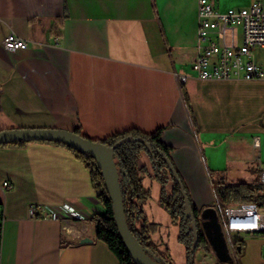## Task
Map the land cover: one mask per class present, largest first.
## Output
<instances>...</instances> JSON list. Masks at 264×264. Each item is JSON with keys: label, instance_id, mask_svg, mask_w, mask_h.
<instances>
[{"label": "crops", "instance_id": "obj_1", "mask_svg": "<svg viewBox=\"0 0 264 264\" xmlns=\"http://www.w3.org/2000/svg\"><path fill=\"white\" fill-rule=\"evenodd\" d=\"M198 3L0 0V132L53 128L104 140L165 128L201 212L213 208L214 180L251 184L264 168V81L196 78ZM10 34L28 48L6 49ZM96 195L90 171L66 148L0 147V264H121L96 238L91 218L104 212ZM33 205H69L86 219L31 218ZM209 247L208 261L219 260Z\"/></svg>", "mask_w": 264, "mask_h": 264}, {"label": "trees", "instance_id": "obj_2", "mask_svg": "<svg viewBox=\"0 0 264 264\" xmlns=\"http://www.w3.org/2000/svg\"><path fill=\"white\" fill-rule=\"evenodd\" d=\"M184 96L189 109H191L185 92ZM164 130L165 128H159L156 132L146 133L133 128L109 136L104 140L93 141L114 149L113 158L119 172L127 227L145 254L157 264H173L170 253L168 251L166 255L160 253L158 247L152 243V236L158 231L159 226L150 222L143 211L144 204L151 196L150 190L144 186V178L149 174L162 185L160 204L168 212L171 223L179 227V241L186 247L188 255L186 264H194L193 255L199 249L209 251L210 245L200 219L202 212L193 203L190 192L172 160L173 148L162 140ZM74 133L90 139L82 135L79 130ZM39 143L68 149L90 171L96 197L104 209L103 213H96L91 218V223L96 229V238L108 246L121 264H135L117 228L113 203L98 162L89 154L63 143ZM27 144L29 143H15L0 145V147H22ZM143 159L145 163L142 162ZM211 174L213 176L212 172ZM216 182L218 186L215 185ZM213 183L217 199L222 206L254 203L260 209L264 208V194H259L251 184H227L223 180H214ZM168 184H171L170 191H167L166 188ZM139 221H141L140 226L138 225ZM236 245H238V257L243 248L240 240Z\"/></svg>", "mask_w": 264, "mask_h": 264}, {"label": "built area", "instance_id": "obj_3", "mask_svg": "<svg viewBox=\"0 0 264 264\" xmlns=\"http://www.w3.org/2000/svg\"><path fill=\"white\" fill-rule=\"evenodd\" d=\"M241 30V44L235 46L231 33ZM217 33L219 37H214ZM198 40L200 53L192 69L201 81H264V0H252L249 7L231 8L226 11L217 9L211 0H199L198 3ZM3 46L9 51L25 50L29 44L15 34L3 40ZM262 51L261 62L256 52ZM187 81L180 76V82ZM259 148L258 138L254 141ZM260 184L264 187V168H260ZM9 184L5 183L7 187ZM216 213L220 226L228 236L229 245L237 259V241L232 236L257 235L264 233V214L254 203L223 206L217 202ZM31 218H60L82 221L86 217L69 205L46 208L33 205L29 209ZM233 264H237L234 261Z\"/></svg>", "mask_w": 264, "mask_h": 264}, {"label": "water", "instance_id": "obj_4", "mask_svg": "<svg viewBox=\"0 0 264 264\" xmlns=\"http://www.w3.org/2000/svg\"><path fill=\"white\" fill-rule=\"evenodd\" d=\"M130 140V139H129ZM31 142H59L92 156L99 164L105 184L113 203L114 216L120 236L135 264H157L150 259L140 244L131 235L124 215L121 197L119 172L113 158L114 149L90 139L83 138L74 131L60 129H21L0 132V145ZM204 234L217 258L221 261H231L216 209L205 210L200 216ZM90 239L81 243H89Z\"/></svg>", "mask_w": 264, "mask_h": 264}, {"label": "rangeland", "instance_id": "obj_5", "mask_svg": "<svg viewBox=\"0 0 264 264\" xmlns=\"http://www.w3.org/2000/svg\"><path fill=\"white\" fill-rule=\"evenodd\" d=\"M218 1L222 8L249 7L252 3V0H223L224 2L220 0ZM231 33L235 38L234 45L239 46L242 40L241 30L234 29ZM212 35L214 37H219L217 33H212ZM256 57L257 61L261 62V50H258L256 52ZM257 107V103L253 102V109H256ZM236 108V112H238V110L240 109L238 107ZM250 180L252 181L251 185L257 190V192L259 194H264V187L260 184V176L257 173L252 172ZM215 185L218 186L217 182ZM144 186L150 190L151 196L149 200L144 204L143 211L150 222L158 224L159 226L158 231L152 236V243H154L158 247L160 253L166 255L168 251L171 255L173 264H186L188 255L186 253V247L179 241V227L171 223L168 212L160 204V194L162 191L161 183L148 174L145 177ZM166 188L167 191H170L171 184H168ZM215 195L213 199V208L218 209V199L216 200L217 196ZM226 207L227 206L223 205L224 210L226 209ZM261 212L262 214H264V208L261 209ZM220 227L222 237L225 239L226 247L228 253L230 254L231 261L216 260L215 262L210 263L207 259L208 257L206 256L207 251L204 249H199L193 255L194 264H233L234 261L237 262V264H264V233L257 235H244L242 237L233 235L231 237L232 240H240L243 248L236 259L234 258V255L230 248L228 236L225 232V229L222 225Z\"/></svg>", "mask_w": 264, "mask_h": 264}, {"label": "bare ground", "instance_id": "obj_6", "mask_svg": "<svg viewBox=\"0 0 264 264\" xmlns=\"http://www.w3.org/2000/svg\"><path fill=\"white\" fill-rule=\"evenodd\" d=\"M194 63V62H193Z\"/></svg>", "mask_w": 264, "mask_h": 264}]
</instances>
